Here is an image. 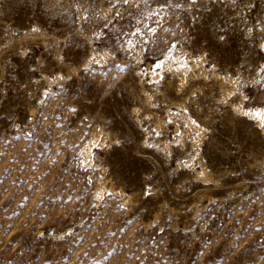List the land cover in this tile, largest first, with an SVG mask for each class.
<instances>
[{
    "label": "rangeland",
    "instance_id": "1",
    "mask_svg": "<svg viewBox=\"0 0 264 264\" xmlns=\"http://www.w3.org/2000/svg\"><path fill=\"white\" fill-rule=\"evenodd\" d=\"M262 28L264 0H0V264H264V132L237 110L244 94L264 106ZM171 47L176 76L197 71L201 151L169 115L176 76L137 75ZM223 74L241 92L224 95ZM95 127L110 137L89 161ZM199 160L217 182L195 178ZM99 183L118 191L97 203Z\"/></svg>",
    "mask_w": 264,
    "mask_h": 264
},
{
    "label": "bare ground",
    "instance_id": "2",
    "mask_svg": "<svg viewBox=\"0 0 264 264\" xmlns=\"http://www.w3.org/2000/svg\"><path fill=\"white\" fill-rule=\"evenodd\" d=\"M58 3V2H57ZM108 10V9H107ZM106 10V11H107ZM105 11V10H104ZM158 24V23H157ZM157 24H155L154 23V27L157 25ZM36 28V27H35ZM30 32V31H29ZM36 33V32H35ZM41 33V32H40ZM45 34H46V32H45ZM43 35V34H42ZM31 36V35H30ZM41 36V35H40ZM48 36V35H47ZM28 36H26V38H27ZM43 38V37H42ZM24 39V38H23ZM49 40V39H48ZM54 40V39H53ZM57 40V39H56ZM55 40V41H56ZM48 42V41H47ZM92 42V41H91ZM137 42V41H136ZM91 44V43H90ZM176 45V44H175ZM90 46H92L93 47V45H90ZM22 47V46H21ZM95 47V46H94ZM128 47H129V49L130 50H132V52H133V50H134V45H133V43H129L128 44ZM25 48V47H24ZM96 48V47H95ZM95 48H93L92 49V54H95L96 55V57H95V55H93L92 57H95L96 59L98 58V59H102V60H104V59H108L109 57H110V55H111V53L110 52H108L106 49H95ZM99 48V47H98ZM107 48V47H106ZM109 48V47H108ZM27 49V48H26ZM91 49V48H90ZM145 49V48H144ZM24 50V49H23ZM28 50V49H27ZM140 50H143V48L142 47H140ZM136 51V50H135ZM178 51V50H177ZM137 52V51H136ZM173 52H174V47H171L170 49H169V51L167 50V56L166 57H171L172 58V62H170V61H168L169 60V58H168V60H166V59H164L163 61H159L158 62V64H162L163 65V67H162V70H160V71H157L156 69H158L157 67H150V71H149V67H146V68H144V69H137V75H138V77L140 78V84L143 82V80H145L144 79V77H145V75L147 74V73H149L150 74V76H151V81H154L155 83H158L159 85H161V84H163V85H167V86H170L171 85V81H172V79H170L171 77V75H172V73L173 72H175V69L176 70H178V67H179V65H178V67H176V65H174V63L177 61L176 59H177V57L173 54ZM58 54V53H57ZM134 54V53H133ZM139 54H141V52L139 53ZM178 54V53H177ZM137 55V54H136ZM138 57H140V56H138ZM184 57V56H183ZM89 59H90V57H89ZM62 60V59H61ZM109 60V59H108ZM178 60H179V58H178ZM196 61H198L197 59H195ZM91 61V60H90ZM175 61V62H174ZM192 61V60H191ZM200 61V60H199ZM89 62V61H88ZM87 62V63H88ZM174 62V63H173ZM182 62V61H181ZM180 62V63H181ZM179 63V64H180ZM184 63H186V61L184 62ZM193 63H194V61H193ZM203 64H204V62H202ZM202 63H199V64H201L202 65ZM182 64V63H181ZM180 64V65H181ZM187 64V63H186ZM185 64V65H186ZM188 64H189V62H188ZM197 64V63H196ZM157 65V64H156ZM185 65H181V67H180V69H179V72H177L176 74H177V76L174 74V76H176L175 78L177 79V84L179 85V93H180V91H181V97H179V98H177L176 100H175V102H173V104H177L178 106H181V109H180V112L179 111H173V109H171L170 108V106L168 107V112H169V115L171 114V115H174V116H179V117H181V120L182 121H184V123H186V125H188V127H189V131L190 132H194V134H193V136H192V141H190L191 143V145H192V148L193 147H195L198 151L200 150V148H201V141H202V131L203 130H205V126H202L199 122H197L196 121V119H194L193 117H191V115L189 114V112H188V110H187V108L188 107H186V104H187V102H189L188 100L190 99V95H189V92H188V90H189V88H187L188 87V82L190 81L189 80V78H192V77H195L197 74H196V72H194V71H192V72H190L188 69L189 68H191V66L190 65H187V66H190V67H188V68H186V67H184ZM195 65V64H194ZM153 66V65H152ZM204 66V65H203ZM193 67V66H192ZM74 68V67H73ZM197 68V67H196ZM72 69V68H71ZM173 69H174V71H173ZM206 69V68H205ZM70 70V69H69ZM144 70L146 71H148V72H144ZM200 70H202V69H200ZM199 71V70H198ZM215 71V70H214ZM213 71V72H214ZM202 72V71H201ZM208 72V71H207ZM168 73H170L171 75H169ZM198 73H200V72H198ZM216 73V72H215ZM148 74V75H149ZM203 74V73H202ZM222 73H220V75H221ZM147 75V76H148ZM199 75V74H198ZM213 75V74H212ZM224 75V74H223ZM46 77H47V74L45 75ZM59 76V75H58ZM173 76V75H172ZM199 76H201V75H199ZM207 76H208V73H207ZM49 78H50V76H48ZM48 77H47V79H48ZM202 77H205V75H203ZM215 77H216V75H215ZM58 78V77H57ZM56 78V79H57ZM60 78V77H59ZM58 78V79H59ZM197 78H198V76H197ZM207 78V77H206ZM219 78V77H218ZM217 78V79H218ZM53 79V78H52ZM52 79H50V80H52ZM150 79H148V80H150ZM194 79H196V78H194ZM205 79V78H204ZM208 79V78H207ZM221 80H222V82L224 83V82H227V83H229V86L227 87V86H224V95H226V94H228L227 96H229L230 94L229 93H232L233 91H236V89H237V87L239 88V90L238 91H240L241 89H240V86H237L236 84H233L232 83V81L234 80V78H233V76L231 77V75H224V76H221V78H220ZM237 79V78H236ZM235 79V80H236ZM48 81H49V79H48ZM55 81V80H54ZM53 81V82H54ZM52 82V81H51ZM50 82V83H51ZM146 82V81H145ZM219 82H221V81H219ZM242 82V81H241ZM241 82H240V84H241ZM150 83V82H149ZM152 83V82H151ZM144 84V83H143ZM173 84V83H172ZM142 86V85H141ZM144 86V85H143ZM152 86V85H151ZM144 87H146V86H144ZM144 87H142V88H144ZM158 87V86H157ZM195 87H198V86H195ZM195 87H194V89H195ZM222 87V86H221ZM147 88V87H146ZM151 88V87H150ZM200 89H201V87H199ZM153 89H154V87H153ZM158 89H160V88H158ZM199 89V90H200ZM223 90V89H222ZM143 91V90H142ZM159 91V90H158ZM164 91V90H163ZM191 91V90H190ZM201 91V90H200ZM146 92V91H145ZM153 92H155V91H153ZM161 92V91H160ZM159 92V93H160ZM241 92V91H240ZM239 92V93H240ZM144 93V92H143ZM191 93H192V91H191ZM234 93V92H233ZM236 93H238V92H236ZM176 94H177V92H176ZM235 94V93H234ZM144 95H146V99H150L149 98V95L150 94H148V93H144ZM152 95V94H151ZM150 95V96H151ZM164 95V94H163ZM179 95V94H178ZM241 96H242V94H241ZM240 96V97H241ZM246 95L244 94L243 95V98L245 97ZM192 97V96H191ZM239 97V98H240ZM164 98V97H163ZM243 98L241 97L240 98V103H238V109H240L241 111H243V113L245 112V111H250V112H255V111H258V110H260L261 108H264V106L263 107H261V108H258V109H248V108H245V107H243ZM246 98H247V96H246ZM165 99V98H164ZM192 99H195V98H192ZM147 101V100H146ZM149 101V100H148ZM148 101H147V103H148ZM195 101V100H194ZM245 101V100H244ZM150 102H151V100H150ZM149 102V103H150ZM191 102V101H190ZM232 102V101H231ZM170 104H172L171 102H170ZM190 105V104H189ZM136 107L134 106V113H135V111H137L136 109H135ZM137 108H139V107H137ZM174 108V107H173ZM180 108V107H179ZM140 109V108H139ZM177 109V108H176ZM237 109V110H238ZM32 112H34V110H32ZM152 114V113H151ZM156 114H158V113H156ZM170 115V116H171ZM136 116H137V114H136ZM151 116V115H150ZM152 116H153V114H152ZM158 116V115H157ZM156 116V117H157ZM137 117H139V116H137ZM141 117V116H140ZM155 117V116H154ZM159 117V116H158ZM251 118H254L253 116H250ZM160 118V117H159ZM157 119V126H163V124H164V120L162 121V119ZM152 119H153V117H152ZM254 120L258 123V125L260 126V123H259V121L256 119V118H254ZM192 121H195L196 122V124H193L192 123ZM153 122V121H152ZM166 122V121H165ZM154 124V123H153ZM199 125V128H197V126L196 125ZM154 125H156V123L154 124ZM167 127V126H166ZM97 127H95V129H93V131L91 132V134H90V137H89V139H88V141L83 145V148L81 149V151H82V153H84V155H85V158L86 159H89V161H90V159H91V156H94V155H92L93 154V148H94V146H96V145H101V146H103L104 147V145L107 143V139L110 137V135H103L100 131H101V129H100V131H98L97 129H96ZM260 128H262L261 126H260ZM144 129H146V127L144 128ZM161 129H162V127H161ZM207 129H208V127H207ZM149 130V129H148ZM165 130V129H164ZM180 130H181V136L178 138V140H177V144H180L181 146L180 147H183V146H185L186 145V142H185V139H184V137H183V132H182V130L183 129H181L177 124H176V131L177 132H180ZM262 130H263V132H264V128H262ZM155 132H157V131H155ZM154 132V133H155ZM164 132V131H163ZM197 132H199V135H197ZM205 132H207V131H205ZM104 133V132H103ZM106 133V132H105ZM107 134V133H106ZM148 134V133H147ZM159 134V133H158ZM165 134V133H164ZM179 134V135H180ZM149 135H150V133H149ZM151 136V135H150ZM146 138V137H145ZM191 139V138H190ZM145 141V140H144ZM147 141H148V138H147ZM162 141V140H161ZM160 141V143L161 144H163L164 146V148H168L172 143H173V141H170L169 139H168V137H166V138H164V141H163V143ZM111 142V141H110ZM172 142V143H171ZM159 143V144H160ZM177 144H175V145H177ZM110 145V144H109ZM174 145V144H173ZM158 147V146H157ZM171 147V146H170ZM163 148V149H164ZM201 151V150H200ZM168 152V151H167ZM92 159H93V157H92ZM204 159V158H203ZM194 160V159H193ZM188 162H187V165H189V163H191L192 162V159H190V160H187ZM199 162L201 163V169H199V170H196L195 172H196V176H195V178H197L198 180L200 179V180H202V181H204V182H206V183H209V182H217V180L215 179V177L212 175V173H211V171L208 169V167L205 165L206 164V162L204 163V161L202 160V162L199 160ZM258 162V161H257ZM91 164V163H90ZM194 164V163H193ZM186 165V164H185ZM103 179V178H102ZM101 179V181H103ZM100 182V181H99ZM103 182H105V181H103ZM214 182V183H215ZM100 185L98 186V188H97V195H98V202L97 203H100L101 202V200L109 193V192H112V193H115V191L117 192L118 190L115 188V186H113V185H111L110 187H107L106 185H107V183H105L106 185H104L103 183H99ZM120 188V187H119ZM122 189V188H121ZM121 192L122 193H120V192H118V193H120V194H124L123 193V190H121ZM125 193H127V192H125ZM127 194H129V193H127ZM126 195V194H125ZM124 195V197H126V200L124 201V203L125 204H127L128 203V201H129V203L131 202L130 200H131V196H129V195H127V196H125ZM201 196V195H200ZM204 196V195H203ZM210 198V197H209ZM210 199H212V197L210 198ZM132 205V204H131ZM127 206V205H126ZM129 208L131 209V207L129 206ZM129 210V209H128ZM158 214V213H157ZM160 214V213H159ZM158 214V215H159ZM158 215H157V217H158ZM156 217V216H155ZM158 219V218H157ZM157 219H155V220H157ZM153 222V221H152ZM152 222L151 223H149V224H152Z\"/></svg>",
    "mask_w": 264,
    "mask_h": 264
},
{
    "label": "snow or ice",
    "instance_id": "3",
    "mask_svg": "<svg viewBox=\"0 0 264 264\" xmlns=\"http://www.w3.org/2000/svg\"><path fill=\"white\" fill-rule=\"evenodd\" d=\"M124 2H125V3H128L129 0H124ZM232 2H233V3H236V0H232ZM192 3H193V4L197 3V0H192ZM33 31H38V30H37V29H33ZM261 31L264 32V28H262ZM99 36H100V34L97 33V34L95 35V38H96V39H99ZM220 39L223 40L224 37H223V36H220ZM260 47H261L262 50H264V44H261ZM156 67H157V68H162L163 65H162V64H157ZM258 74L261 75V79L258 80V81H256V83H264V67H260V68H259V73H258ZM59 79L63 80L64 77L61 76ZM232 83H233V84H236L237 86H239L240 81H239V79H237V80H233ZM238 90H239V88L237 87L236 91H238ZM238 110H239V109H238ZM244 115H246V116H253L254 118H256V119L259 121L260 126H261L262 128H264V108H261L260 110L255 111L254 113H253V112H250V111H245V112H244ZM192 123H193V124H196L195 121H192ZM196 126H197V128H199V125H198V124H197ZM197 135H199V132H197Z\"/></svg>",
    "mask_w": 264,
    "mask_h": 264
}]
</instances>
